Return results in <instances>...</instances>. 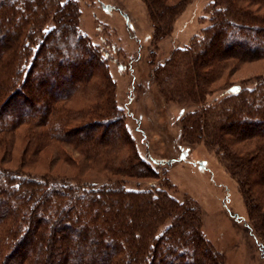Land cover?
<instances>
[{
	"label": "trees",
	"instance_id": "trees-1",
	"mask_svg": "<svg viewBox=\"0 0 264 264\" xmlns=\"http://www.w3.org/2000/svg\"><path fill=\"white\" fill-rule=\"evenodd\" d=\"M141 1L158 34L168 30L186 0L171 5L165 0ZM213 4L209 26L173 53L169 64L156 69L155 75L165 99L199 104L183 117L181 135L190 140L199 134L222 152L264 256V77L250 88L243 86L202 102L209 84L223 70L264 58V0H214ZM77 15L73 0H0V22L5 24L0 25V97L7 91L0 104L4 113L0 148L6 151L14 129L26 124L32 154L43 141L71 144L87 162H98L110 173L154 176L132 146L122 151L84 131L92 126L86 123L88 116L110 114L113 106L107 101L89 107L87 116L72 118L86 126L79 127L83 134L65 128L70 112L60 103L93 77L87 64L100 66L107 59L81 33ZM45 44L54 55L43 51ZM37 58L43 59L38 68ZM17 83L16 89H10ZM102 91H97L94 104L100 97L106 99ZM39 92L44 96L37 99ZM118 111L112 113L113 121L103 122L106 127L124 119ZM183 114L180 108L179 118ZM34 127L43 128L37 132ZM117 128L114 140L128 144L122 126ZM182 204L162 187L138 189L110 182L87 186L0 168V264H224L204 238L196 210ZM166 219L171 220L158 230Z\"/></svg>",
	"mask_w": 264,
	"mask_h": 264
},
{
	"label": "rangeland",
	"instance_id": "rangeland-1",
	"mask_svg": "<svg viewBox=\"0 0 264 264\" xmlns=\"http://www.w3.org/2000/svg\"><path fill=\"white\" fill-rule=\"evenodd\" d=\"M73 1L78 7L76 24L79 30L104 52L107 59L100 66L96 62L87 64L88 73H93V77L83 86H78L67 101L59 102L62 109L70 112L69 125L65 128L81 130L83 134L86 126L72 118L82 114L87 116L89 107H99L107 101L108 106H113L110 114L101 118L88 116L90 120L85 119L86 123L91 122L92 126L84 131L88 130L96 139L111 141V145L122 151H129L132 146L135 153L151 166L154 176L110 173L98 162H87L78 151L71 149V144L54 145L43 141L41 149L32 154V141L26 133V124L14 129L6 151L0 148V168L87 186L110 182L138 189L162 187L179 204L196 210L204 238L220 253L224 264H264V256L248 225L239 184L228 171L222 152L199 134L190 140L187 135H181L183 117L199 104L165 99L155 75L156 69L162 68L164 63L169 64L173 53L187 47L209 26L214 0H186L168 30L158 34L141 0ZM175 2L165 0L166 5ZM48 18L46 22L50 23L51 17ZM0 25L5 24L0 22ZM58 37L54 35V38ZM49 47L45 44L43 51L54 55ZM27 59L30 60L31 56ZM41 60L37 58V63ZM40 66L39 63L37 68ZM263 77L264 58L234 63L209 84L202 102L220 99L226 92L243 86L250 88ZM17 85H11L10 89H16ZM104 87L108 89L106 92ZM99 90H103V97L104 92L107 93V97H100L94 104ZM6 93L0 97V104L4 102ZM42 96L44 93L39 92L37 99ZM180 108H184V114L179 118ZM118 110L124 113V119H117L106 127L103 122L113 121L116 116L112 113H119ZM3 114L0 112V116ZM80 125L84 128L79 129ZM118 125L124 129L130 144L120 145L114 140L119 135ZM34 128L38 132L43 127ZM179 156H184V159L180 160ZM141 170L145 171L143 167ZM169 220L163 221L158 230Z\"/></svg>",
	"mask_w": 264,
	"mask_h": 264
}]
</instances>
